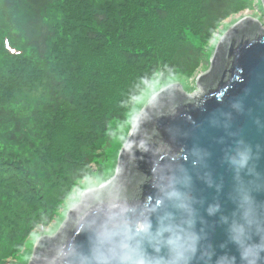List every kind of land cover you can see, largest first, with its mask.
Masks as SVG:
<instances>
[{
    "label": "water",
    "instance_id": "1",
    "mask_svg": "<svg viewBox=\"0 0 264 264\" xmlns=\"http://www.w3.org/2000/svg\"><path fill=\"white\" fill-rule=\"evenodd\" d=\"M264 9V0H261ZM203 92L160 91L105 186L84 194L29 264H264V29L222 37Z\"/></svg>",
    "mask_w": 264,
    "mask_h": 264
},
{
    "label": "rangeland",
    "instance_id": "2",
    "mask_svg": "<svg viewBox=\"0 0 264 264\" xmlns=\"http://www.w3.org/2000/svg\"><path fill=\"white\" fill-rule=\"evenodd\" d=\"M61 1L65 2L59 15L53 14L54 21L68 22L66 11H84L83 1ZM151 1L165 3L174 8L175 14L187 18V1L195 6V0H184L181 6L175 0ZM244 1L246 8L228 17L206 41L188 35L193 45L203 49L207 64L200 65L188 76L166 73L161 69L152 72V80L145 78L139 85H134L126 104L122 103L105 117L101 125L98 120L102 106L90 108L85 103L90 101L88 96L69 103H55L51 105L54 112L43 115V107L50 103L47 78L31 63L29 50L22 45L17 48L10 42L12 37L20 35L18 14L13 11L5 12L0 8V110L13 111L22 127L21 142L14 145L6 141L12 130L2 123L0 126V264H29L38 240L56 235L65 224L67 215L80 204L84 194L97 190L112 180L119 153L125 146L135 121L156 94L173 84L180 85L184 94L192 97L202 94L198 79L209 71V63L216 47L235 23L244 18H252L264 29L261 0ZM105 4H108L109 12V16L106 13L107 24L122 19L124 7L118 1L112 0ZM111 10H116L117 13L112 16ZM87 22L86 27L97 29L92 27L89 20ZM97 44L95 42V50L98 55H102L104 48H98ZM3 50L18 51L16 58L4 57ZM143 51L141 50V60L145 58ZM58 52L56 50L55 54H59ZM113 56L114 52H110L109 57ZM76 63H68L62 67L73 71ZM61 92L64 97L70 94L66 87ZM97 98L107 101L112 97L107 94ZM117 112L120 113V118L114 119L113 115ZM76 117L81 118L82 124L75 123ZM79 125L82 126L81 129ZM69 132L74 133L77 141L66 151L62 148L61 140ZM88 155H91L92 163L83 166ZM73 168L77 169L75 174L72 172ZM85 168L83 176L73 180Z\"/></svg>",
    "mask_w": 264,
    "mask_h": 264
},
{
    "label": "trees",
    "instance_id": "3",
    "mask_svg": "<svg viewBox=\"0 0 264 264\" xmlns=\"http://www.w3.org/2000/svg\"><path fill=\"white\" fill-rule=\"evenodd\" d=\"M80 1L84 2L83 13L66 11L68 22L53 19V14L59 15L62 10L65 1L61 0H0V8L18 14L20 35L12 37L10 42L17 48L22 45L29 50L31 63L47 78L50 103L43 107V115L53 113L51 105L55 103H69L88 96L90 101L85 103L90 108L102 106L99 125L122 103L126 104L134 85L145 78L152 80V72L161 69L188 76L200 65L207 64L203 49L193 45L188 35L206 41L228 17L246 8L244 0H195V6L187 1V18L175 14L174 8L165 3L116 0L124 7L122 19L107 24L109 12L105 3L112 0ZM182 1L175 0L178 6ZM116 13V10L110 11L112 16ZM88 20L97 29L86 27ZM95 42L98 48H104L102 55L97 54ZM56 50L59 54H55ZM141 50H144V60H141ZM16 52L3 50L2 55L15 59ZM110 52H114L113 57H109ZM68 63H76L73 71L63 69ZM63 87L70 91L68 97L63 96ZM107 94L112 97L107 101L97 98ZM113 118L119 119L120 113H115ZM1 123L12 130L6 141L19 145L22 127L17 115L11 110H0V126ZM75 123L82 124L81 118L76 117ZM76 141L74 133L69 132L61 140L62 148L68 151ZM91 163V155H88L83 166ZM76 170L73 168L72 172L75 174ZM85 170L73 180L80 179Z\"/></svg>",
    "mask_w": 264,
    "mask_h": 264
}]
</instances>
